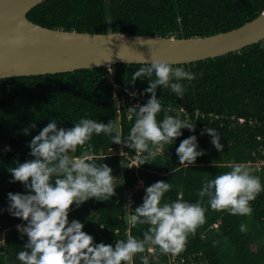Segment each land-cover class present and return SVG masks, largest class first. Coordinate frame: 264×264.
I'll list each match as a JSON object with an SVG mask.
<instances>
[{
  "label": "trees",
  "instance_id": "16d2710c",
  "mask_svg": "<svg viewBox=\"0 0 264 264\" xmlns=\"http://www.w3.org/2000/svg\"><path fill=\"white\" fill-rule=\"evenodd\" d=\"M264 12V0H46L31 9L29 21L48 29H62L84 33H121L134 36H161L175 38L207 37L236 29ZM144 64H115L69 73L37 75L0 79V264H18L16 253L23 250L22 240L15 225L21 223L7 211V194L24 192L19 182L9 183L8 168L16 161L31 157L27 147L33 136L56 118L58 127L71 128L84 118L104 123L113 120L126 138L134 123L128 111L137 105L138 98L129 93H144L148 81L137 79L133 86L132 74ZM195 74L185 85L184 98L179 99L168 89H157V98L163 108L175 109L183 119L195 127L191 132L182 129L175 145H166L154 159L140 166L141 154L113 145L103 133L93 135L73 155L89 152L97 164L105 163L113 170L116 195L109 201L94 198L75 205L69 221L84 223V231L96 243L115 245L128 235L142 238L146 224L133 225L131 209L140 205L144 188L163 180L172 184L162 200L183 199L195 203L204 181L230 171L234 162L242 163L259 176L264 184V40L238 52L199 61L173 65ZM112 70H111V69ZM176 115V111H169ZM165 113L157 114V120ZM36 128L32 129L31 124ZM206 127H214L224 146L218 152L207 134ZM29 128L30 134L23 130ZM197 136L205 155L195 165L178 166L175 149L181 140ZM10 146L11 151H5ZM110 149L114 151L111 153ZM127 152L125 156L121 151ZM259 166V167H258ZM125 183L123 184V182ZM143 181L141 186L138 181ZM122 184V185H121ZM130 193V197L128 194ZM205 208V221L187 237L184 249L177 255L154 253L149 264H264V191L251 201V215H231L227 211L213 210L207 197L201 202ZM245 230L241 231V225ZM216 225V226H215ZM102 228H101V227ZM149 247V246H146ZM137 253L132 264H143ZM183 260V262H181Z\"/></svg>",
  "mask_w": 264,
  "mask_h": 264
},
{
  "label": "clouds",
  "instance_id": "9594fccd",
  "mask_svg": "<svg viewBox=\"0 0 264 264\" xmlns=\"http://www.w3.org/2000/svg\"><path fill=\"white\" fill-rule=\"evenodd\" d=\"M194 78L193 72L162 60H152L134 71L130 83L134 86L137 79H147L144 93L150 94V98L143 105L128 108L135 119L126 138H122L113 120L104 123L84 117L71 128L58 127L53 117L32 137L27 145L31 158L22 163L16 161L14 167L8 168L9 183L19 182L25 189L22 193L7 194L6 211L21 221L15 225L20 239L27 238L23 250L16 253L18 264H132L137 253L146 251L147 255L140 259L143 264H149L148 256L152 254L148 255V251L154 252L151 246H156L155 250L160 253L177 255L184 249L188 235L205 221L206 210L201 203L205 197L213 210L251 215V201L264 191V184L244 164L234 162L230 171L203 182L197 193L200 199L195 203L179 198L162 202L172 187L163 180L145 187L142 203L134 209L128 200L132 224L148 225L142 238L128 235L126 240H116L114 246L96 243L94 237L83 230L84 223L77 219L69 221L73 205L79 208L93 198L109 201L118 187V179L107 164H97L87 151L73 155L78 146L85 145L94 134L103 133L110 137L113 145H123V148L140 153V166L146 164L166 145H175L177 138L182 136V129L195 131L177 110L163 108L161 99L157 98V89H168L183 99L186 89L182 81L191 82ZM161 111L165 115L158 121L157 114ZM169 111H176V115H169ZM31 128L35 129L36 124L32 123ZM23 132L30 134L29 128ZM204 134L210 137L218 152L223 150L221 136L214 127L204 128L201 135ZM11 150L10 146H5V151ZM175 152L178 166L185 168L195 165L197 158L205 155L196 135L181 140ZM122 153L127 152L122 150L120 155ZM260 163L264 165L263 161ZM138 183L143 186L142 180ZM244 230L242 224L241 231Z\"/></svg>",
  "mask_w": 264,
  "mask_h": 264
},
{
  "label": "water",
  "instance_id": "95a60500",
  "mask_svg": "<svg viewBox=\"0 0 264 264\" xmlns=\"http://www.w3.org/2000/svg\"><path fill=\"white\" fill-rule=\"evenodd\" d=\"M44 1L0 0V79L108 68L115 64H150L152 60L172 65L196 63L238 52L264 40V12L225 33L183 39L48 29L26 17Z\"/></svg>",
  "mask_w": 264,
  "mask_h": 264
},
{
  "label": "built area",
  "instance_id": "2783aa9c",
  "mask_svg": "<svg viewBox=\"0 0 264 264\" xmlns=\"http://www.w3.org/2000/svg\"><path fill=\"white\" fill-rule=\"evenodd\" d=\"M133 93H135V95L134 96L131 95V96L138 98L136 103H137V105H139V103L143 101L144 94L142 92L138 93L137 91H134ZM110 151H111V153H114V151L112 149H110ZM121 155L125 156L126 154L122 153ZM258 165L260 166V165H262V163H258ZM129 201H130V199H129ZM129 203L131 204V201ZM153 253H154L153 251H148V255L153 254ZM174 261H175V258L173 256L169 259V264H173ZM181 262H183V260H181Z\"/></svg>",
  "mask_w": 264,
  "mask_h": 264
},
{
  "label": "rangeland",
  "instance_id": "374dc122",
  "mask_svg": "<svg viewBox=\"0 0 264 264\" xmlns=\"http://www.w3.org/2000/svg\"><path fill=\"white\" fill-rule=\"evenodd\" d=\"M145 100V98H143V101ZM259 167V166H258ZM129 195V194H128Z\"/></svg>",
  "mask_w": 264,
  "mask_h": 264
},
{
  "label": "crops",
  "instance_id": "0c3cea01",
  "mask_svg": "<svg viewBox=\"0 0 264 264\" xmlns=\"http://www.w3.org/2000/svg\"><path fill=\"white\" fill-rule=\"evenodd\" d=\"M216 226V225H215Z\"/></svg>",
  "mask_w": 264,
  "mask_h": 264
}]
</instances>
